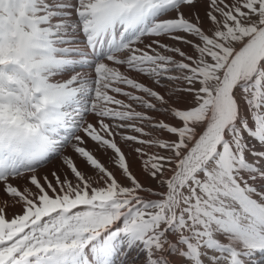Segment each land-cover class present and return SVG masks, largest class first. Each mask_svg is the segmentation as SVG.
<instances>
[{
    "label": "snow or ice",
    "instance_id": "snow-or-ice-1",
    "mask_svg": "<svg viewBox=\"0 0 264 264\" xmlns=\"http://www.w3.org/2000/svg\"><path fill=\"white\" fill-rule=\"evenodd\" d=\"M0 264H264V0H0Z\"/></svg>",
    "mask_w": 264,
    "mask_h": 264
},
{
    "label": "bare ground",
    "instance_id": "bare-ground-1",
    "mask_svg": "<svg viewBox=\"0 0 264 264\" xmlns=\"http://www.w3.org/2000/svg\"><path fill=\"white\" fill-rule=\"evenodd\" d=\"M8 71H11V69L9 68Z\"/></svg>",
    "mask_w": 264,
    "mask_h": 264
}]
</instances>
